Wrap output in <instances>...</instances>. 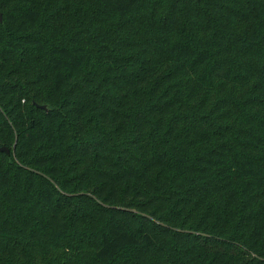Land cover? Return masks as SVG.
Listing matches in <instances>:
<instances>
[{"label":"trees","instance_id":"16d2710c","mask_svg":"<svg viewBox=\"0 0 264 264\" xmlns=\"http://www.w3.org/2000/svg\"><path fill=\"white\" fill-rule=\"evenodd\" d=\"M0 16V264H264V0Z\"/></svg>","mask_w":264,"mask_h":264},{"label":"water","instance_id":"95a60500","mask_svg":"<svg viewBox=\"0 0 264 264\" xmlns=\"http://www.w3.org/2000/svg\"><path fill=\"white\" fill-rule=\"evenodd\" d=\"M0 18H1V16H0ZM39 108L40 109H46V107L45 106H39ZM0 152H5V153H9V150L7 149V148H5V147H0Z\"/></svg>","mask_w":264,"mask_h":264}]
</instances>
